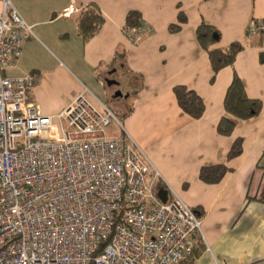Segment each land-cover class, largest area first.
<instances>
[{
    "label": "crops",
    "instance_id": "1",
    "mask_svg": "<svg viewBox=\"0 0 264 264\" xmlns=\"http://www.w3.org/2000/svg\"><path fill=\"white\" fill-rule=\"evenodd\" d=\"M11 2L31 24L33 35L23 40L16 64L5 70L37 75L27 93L40 110L55 113L64 98L79 91L75 70L95 81L97 74L91 69L106 76V68L112 67L118 82L127 84L126 96L132 98L123 110L122 129L158 170L163 188L170 190L167 195L174 191L198 210L204 248L190 264H264V201L258 199L264 182V63L258 58L264 50V32H245L250 20L264 19V0ZM91 3L99 8L103 21L84 40L76 33V14ZM64 8L69 11L62 12ZM130 8L137 9L147 25L136 44L122 31ZM179 13L184 20H177ZM201 20L218 31L210 46L231 40L242 43L232 64L218 69L213 79L207 52L195 35ZM176 21L178 27L170 29V22ZM234 72L247 95L259 98L262 106L257 113L236 119L230 133L220 134L216 123L226 114L222 98ZM175 83L201 96L200 116L193 117L178 106L172 90ZM108 129L118 133L112 124ZM236 136L241 137L242 150L228 158ZM216 162L231 169L218 181H202L200 165Z\"/></svg>",
    "mask_w": 264,
    "mask_h": 264
},
{
    "label": "built area",
    "instance_id": "2",
    "mask_svg": "<svg viewBox=\"0 0 264 264\" xmlns=\"http://www.w3.org/2000/svg\"><path fill=\"white\" fill-rule=\"evenodd\" d=\"M146 28L122 25L133 44ZM263 29L264 19L245 26ZM30 35L31 24L2 0L0 264L177 263L200 234L197 210L174 191L157 195L158 170L121 127L108 131L121 121L86 86L57 112L40 110L27 93L37 75L5 70Z\"/></svg>",
    "mask_w": 264,
    "mask_h": 264
},
{
    "label": "trees",
    "instance_id": "3",
    "mask_svg": "<svg viewBox=\"0 0 264 264\" xmlns=\"http://www.w3.org/2000/svg\"><path fill=\"white\" fill-rule=\"evenodd\" d=\"M184 19V14L179 13L177 20L182 21ZM102 21L103 15L95 4L91 3L85 5L81 7L76 14V33L85 40L98 29ZM141 21L140 12L137 9L130 8L126 11L125 24L135 25ZM169 27L170 29H176L178 27V22H170ZM257 32H264V29L258 30ZM195 35L199 44L207 52L210 67L212 69L210 79H213L214 73L218 69L232 64L236 52L242 47V43L238 40H231L222 46H210L217 39L218 31L212 24L203 20L196 24ZM258 58L264 63V50L258 52ZM172 90L178 106L184 112L193 117H198L202 114L204 109L203 100L193 88L187 87L183 83H175L172 86ZM222 105L226 114L219 116L216 123V130L220 134H228L233 129L236 119L246 118L257 113L262 106V102L257 97L247 95L241 78L234 72L224 91ZM123 115L124 112L120 113L119 117H117H121L122 119ZM111 123L112 122H110V124ZM113 124L115 123L113 122ZM118 133L123 134L124 131L120 128ZM241 141L240 136H236L232 140L227 150L228 158L241 152ZM230 169L231 167L224 162L202 164L198 169V177L204 182H215ZM160 186L163 187L164 184L161 178L158 177L153 187L156 189ZM258 199L264 201V182L260 188ZM194 208L197 210L196 207ZM203 248L204 243L202 237L199 233H196L193 236V243L189 252L174 264H190Z\"/></svg>",
    "mask_w": 264,
    "mask_h": 264
},
{
    "label": "rangeland",
    "instance_id": "4",
    "mask_svg": "<svg viewBox=\"0 0 264 264\" xmlns=\"http://www.w3.org/2000/svg\"><path fill=\"white\" fill-rule=\"evenodd\" d=\"M76 71L77 70H75V72ZM75 72H72V74L81 82L79 90H81L85 85L89 89L86 91V95L95 105L99 106V102L96 98H94V96L109 106L118 117L119 114L123 112V110L130 106L132 98L129 97V95L128 97L126 96L128 89L127 84L118 82L116 78L118 77V73L115 72L112 67L110 69L106 68V76L103 75L102 70L95 71L94 69H91L92 73L97 74L95 81H91L87 78V76H82V74L78 72H76L78 73L76 74ZM119 120L121 121V117ZM111 124L114 131L116 132L120 131V127L123 129L125 127V123L121 124V126L116 124L114 125L113 123Z\"/></svg>",
    "mask_w": 264,
    "mask_h": 264
},
{
    "label": "water",
    "instance_id": "5",
    "mask_svg": "<svg viewBox=\"0 0 264 264\" xmlns=\"http://www.w3.org/2000/svg\"><path fill=\"white\" fill-rule=\"evenodd\" d=\"M156 193L161 199L164 200L166 198L167 193H166V189L165 188L158 187L157 190H156Z\"/></svg>",
    "mask_w": 264,
    "mask_h": 264
}]
</instances>
